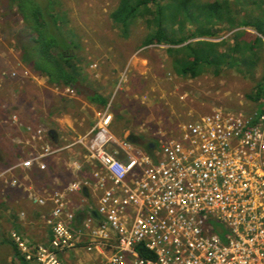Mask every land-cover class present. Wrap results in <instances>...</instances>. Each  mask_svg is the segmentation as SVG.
<instances>
[{"label": "built area", "instance_id": "built-area-1", "mask_svg": "<svg viewBox=\"0 0 264 264\" xmlns=\"http://www.w3.org/2000/svg\"><path fill=\"white\" fill-rule=\"evenodd\" d=\"M254 105L213 108L186 121L155 155L128 153L124 160L107 150L111 116L104 114L85 146L102 169L93 170L102 192L95 216L91 211L77 223L63 192L33 197L34 205L50 207V239L32 244L12 232L20 257L26 264H64L62 253L82 247L100 264H264V101ZM57 153L45 147L21 165L43 171L41 159ZM86 186L73 183L66 191Z\"/></svg>", "mask_w": 264, "mask_h": 264}, {"label": "rangeland", "instance_id": "rangeland-1", "mask_svg": "<svg viewBox=\"0 0 264 264\" xmlns=\"http://www.w3.org/2000/svg\"><path fill=\"white\" fill-rule=\"evenodd\" d=\"M56 1L60 4V7L59 9L56 8L55 11L59 12L61 11L60 9L65 11L58 20L61 27L59 31L61 36H64L65 48L73 56L69 60L73 70L82 71V69L86 68L95 71V73L102 71L103 74H113L116 78L114 84H119V89L124 90L122 91L123 97L118 98L117 96L118 101H127L128 104L133 99V94H135L137 96L142 95L144 104L148 102L149 105H153L155 108L159 106L158 109L153 110V114L155 116L163 114L159 115L161 119L158 124L160 125L158 130L161 129V132H165V134L158 136L160 139L158 138L156 143V151L160 149L161 143L173 139L167 135L177 132L175 125L180 124L182 127L186 121L188 122L193 120L194 117L202 116L213 108L248 111L255 107L247 99L246 95L255 91L257 81L261 78L263 60L257 63L256 66L248 67L249 65L246 64L247 60L245 59L239 65H226L217 72L210 67L206 73L196 78L184 77L173 71L170 58L166 54L167 45L142 46L146 36L150 32L153 33L156 28L151 26L152 29L150 27L148 29L144 18H136L126 28V32H121L119 28L114 27L111 14L118 6L119 0ZM156 1L165 12L168 10L167 6L171 4L174 6L175 4L174 0ZM212 1L215 0H196V3ZM227 1L231 8L244 5V15H247L246 11L250 10V4L246 3L249 0ZM54 3L56 2L54 1ZM151 8L155 9V6L151 5ZM192 16L195 15L192 14ZM164 19L167 22L162 23V26L168 31L171 29L173 21H170L167 14ZM16 22H19V19L12 17L7 1L0 0V120L15 113L20 114L21 103L25 107L24 104L31 102L30 109L26 107V109L22 110L21 115L24 114L23 118L27 119L30 117L31 121L35 120L34 122L42 124L47 129H57L52 118L62 119L67 117L75 120L74 115L77 113L76 110H78L76 107L79 106L80 108L81 102L77 100L74 102V94L66 92L69 87L64 88L59 85L55 87L47 84L53 90H46L43 100H38L35 97L36 87L32 84L34 81L31 80L32 77L29 74L27 76L24 74V71L26 70L28 73L29 69L21 62V54L17 49L19 42L25 40V36L22 35L24 33L21 34L23 31L21 24ZM216 25H213L216 27H210L214 36L211 38L193 39L192 41L208 40L214 43L227 41L231 45L233 33L236 30L229 31L225 24ZM173 26L174 29L177 28L176 24ZM189 28L190 26L187 23L186 31ZM245 30L252 34L255 33L249 27L245 28ZM178 35L180 34L177 32L175 36ZM225 48V45H221L217 49L224 51ZM129 58L130 61L127 65ZM253 58L255 59L256 56ZM137 69L141 74H137ZM86 73L88 72L78 73L77 79L79 82L81 81V75L85 76ZM12 74H15V76H12ZM23 76L30 77L29 80H31L29 81L28 99L25 98L23 90L19 91L21 88L16 82ZM11 86L12 88H10ZM15 86H18L19 90L15 89ZM119 89L118 91H120ZM126 89L129 90L126 91ZM22 92L23 100L21 99ZM134 112L136 113L137 111ZM170 113L172 114V119L169 122L166 116L170 115ZM76 115L81 118L79 113ZM129 120H133L137 124L136 116L130 117ZM149 128L152 129V127ZM152 131L155 132L157 130H149L148 133H144V136H140L139 133L136 139L138 140L139 138V143L147 144L149 140H152ZM178 136V134L174 135V137ZM2 158L0 157V160ZM61 163L63 164L64 162L62 161ZM21 207L22 204L16 210L18 211ZM3 231L4 227L1 226V232ZM9 237L11 238V235ZM1 238L5 239L4 234ZM0 243V264H7L10 252H7L6 249L9 250L10 245L5 243V241ZM45 244L47 245V243ZM1 246L5 247V249Z\"/></svg>", "mask_w": 264, "mask_h": 264}, {"label": "crops", "instance_id": "crops-1", "mask_svg": "<svg viewBox=\"0 0 264 264\" xmlns=\"http://www.w3.org/2000/svg\"><path fill=\"white\" fill-rule=\"evenodd\" d=\"M127 61L128 65L130 58ZM85 69H82V71L88 73L85 76L81 75L80 82L82 84L77 79L79 86L88 88L105 99L106 104L104 106L90 103L84 95L73 92L74 102L76 100L81 102L80 108L78 106L76 107L78 110L75 109L81 115V118L77 117V113L74 115L75 120L67 117L62 119L52 118L57 129H47L42 124L34 122L35 120L31 121L30 117L23 118L24 114L21 115V112L26 107L30 109L31 102L24 104L25 107L21 103L20 114L15 113L0 120V157H3L0 160V242L5 241L10 245V247L8 246L9 250L6 249L7 252H10L7 264L19 263L18 257L14 255L15 245L9 237L12 232L18 233L32 244L45 245L50 239V229L46 225V217L50 207L49 205L46 207L34 205L31 201L33 197L48 196L55 191L63 192L66 201H68V207L77 213V223L82 218H87L91 211L95 216L94 210L102 192L95 184L93 170L102 172V169L99 165L89 161L85 146L90 140L89 133L100 123L104 114L111 116L107 128L111 142L107 147H111L112 152L118 150L117 154L121 152L122 158L119 160L126 159L128 153L145 156L155 155L156 143L158 138L160 139L158 136L165 134V132H161V129L158 130L160 116L163 114H159L160 116L153 114V110L158 109L159 106L155 108L153 105H149L148 102L145 103V106L142 95L137 96L135 94H133V99L128 104L127 101H118L117 96L118 98L123 97L122 91L124 90L119 89V84H114L116 78L113 74L104 73V75L102 71L95 73V71ZM82 71H76V77H78V73H83ZM25 72L26 70L24 74ZM93 73L95 74L93 75ZM139 73L138 70L137 74ZM28 74L33 78H31L34 81L32 84L36 87L35 97L38 100H43L45 91L53 90L48 86L51 84L44 76L36 74L33 70L29 69L25 75ZM26 76L20 77L19 81H16L21 89L19 90L18 86H15V89L23 90L25 98L28 99L29 81L31 80H29L30 77ZM105 88L107 89L105 90ZM128 90L126 89V91ZM23 92L21 93L22 100ZM129 110L137 112L133 113ZM172 114L166 116L169 122L172 119ZM134 116L137 118V124L133 120H129L130 117ZM12 117H15L16 120H13ZM179 125H175L177 127L175 134L178 135L181 127ZM149 127H152V129ZM153 129L157 131H152V140H149L147 144L138 142L139 138L138 140L136 138L139 133L140 136H144V133H148L149 130ZM38 131H41L40 135L37 133ZM133 133L136 135H133ZM175 134L167 136L170 137ZM124 143L130 146L129 150L122 148L121 145ZM45 147L58 150L57 154L41 159V162L46 165L45 170H40L37 164H33L31 169L22 167L21 163L23 161L40 155ZM62 156H64L63 159H61ZM13 181H16L14 186L11 185ZM84 181L88 182V186L83 187L81 192L68 193L66 191L71 184H81ZM20 204H22V207L17 211L16 208ZM1 226L4 227L3 232H1ZM3 234L5 239L1 238ZM1 247L5 249V247ZM60 258L64 264H100V259L87 253L82 247L65 251L60 255Z\"/></svg>", "mask_w": 264, "mask_h": 264}, {"label": "trees", "instance_id": "trees-1", "mask_svg": "<svg viewBox=\"0 0 264 264\" xmlns=\"http://www.w3.org/2000/svg\"><path fill=\"white\" fill-rule=\"evenodd\" d=\"M6 1L12 17L19 19L16 23L21 24V34L24 33L22 35L25 36V40L19 42V47L16 46L21 54V62L36 74L44 76L49 84L69 87L75 93L84 95L90 103L104 106L105 99L92 90L79 86L77 70H73L69 61L73 56L65 48L64 36H61L59 31L61 27L58 20L61 14L65 13L63 9L55 11L56 8L59 9L60 4L56 0ZM174 3V6H167L168 10L165 12L156 0H119L111 19L114 27L119 28L121 32H126V28L139 17L144 18L148 29L156 27L153 33L150 32L146 36L142 46L167 45L166 53L173 71L184 77L196 78L206 73L210 67L217 72L223 66L239 65L245 59L248 67L256 66L263 60L261 78L257 81L255 91L246 95L249 101L260 106L264 101V0L246 2L250 4L247 15H244V5L231 8L227 0L198 4L196 0H174ZM151 5H154L155 9H152ZM166 14L170 21H173L168 31L162 26V23L167 22L164 19ZM187 23L190 28L186 31ZM214 24H225L229 31L236 30L231 45L227 41H192L214 36L210 28L217 26H213ZM248 27L255 33L246 31L245 28ZM177 32L180 35L175 36ZM221 45L226 46L224 51L217 49ZM14 255L18 257L20 264H26L15 247Z\"/></svg>", "mask_w": 264, "mask_h": 264}, {"label": "water", "instance_id": "water-1", "mask_svg": "<svg viewBox=\"0 0 264 264\" xmlns=\"http://www.w3.org/2000/svg\"><path fill=\"white\" fill-rule=\"evenodd\" d=\"M110 148H111V147H109V148L107 147V150H108V152H109L110 154H112V151H111ZM120 153H121V152H119L117 155H115L117 159L122 158L121 155H120Z\"/></svg>", "mask_w": 264, "mask_h": 264}]
</instances>
